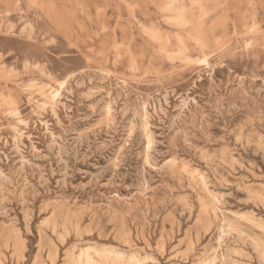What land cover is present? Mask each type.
I'll return each instance as SVG.
<instances>
[{
	"label": "rangeland",
	"instance_id": "obj_1",
	"mask_svg": "<svg viewBox=\"0 0 264 264\" xmlns=\"http://www.w3.org/2000/svg\"><path fill=\"white\" fill-rule=\"evenodd\" d=\"M175 1L0 0V264H264V0Z\"/></svg>",
	"mask_w": 264,
	"mask_h": 264
},
{
	"label": "bare ground",
	"instance_id": "obj_2",
	"mask_svg": "<svg viewBox=\"0 0 264 264\" xmlns=\"http://www.w3.org/2000/svg\"><path fill=\"white\" fill-rule=\"evenodd\" d=\"M175 1V0H174ZM169 2V1H168ZM171 3V2H170ZM175 3H177L176 1H175ZM173 4V3H172ZM177 4H179V3H177ZM167 6V5H166ZM174 6H175V4H174ZM169 7V6H168ZM167 7H165V9H166ZM164 9V10H165ZM168 10V9H167ZM166 11V10H165ZM183 15H185V14H183ZM184 17H186V16H184ZM183 19V18H182ZM185 19V18H184ZM184 21V20H183ZM188 21H189V19H188ZM185 23H186V21H185ZM174 24V23H173ZM189 24V23H188ZM187 26V25H186ZM186 26H183V27H186ZM255 30V29H254ZM175 117V116H174ZM177 137V136H176ZM139 144H141V143H139ZM154 163V162H153ZM113 172V171H112ZM197 172V171H196ZM123 176H124V174H123ZM119 177V176H118ZM138 186V185H137ZM110 201V200H109ZM86 264H95L93 261H91L90 259H88L87 261H86ZM138 264V263H137Z\"/></svg>",
	"mask_w": 264,
	"mask_h": 264
}]
</instances>
